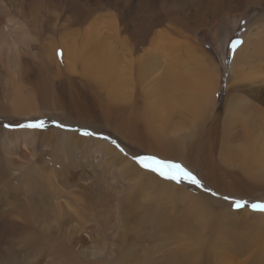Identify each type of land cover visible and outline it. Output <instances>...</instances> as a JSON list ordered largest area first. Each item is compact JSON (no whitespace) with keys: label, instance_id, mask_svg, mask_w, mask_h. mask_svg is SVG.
I'll return each instance as SVG.
<instances>
[{"label":"bare ground","instance_id":"6f19581e","mask_svg":"<svg viewBox=\"0 0 264 264\" xmlns=\"http://www.w3.org/2000/svg\"><path fill=\"white\" fill-rule=\"evenodd\" d=\"M221 1L192 0L186 4L183 0H167L164 8L157 0H123V3L119 0V11L115 13L117 21L114 20L113 27H108L107 31V26L103 28L98 20L82 25L84 28L81 29L63 31V28L60 35L48 40V36L36 31L44 26L41 14L45 8L41 4L28 3L35 13L32 18L33 15L27 16L22 8V0L21 6L15 5L14 10L0 0V47L5 44L9 55V60L3 61L0 51V114L31 118L51 112L52 116L63 117L68 101L62 100L59 91L51 90L47 74L52 81L55 77L65 76L68 85L74 84L75 76L79 75L85 87L103 91L113 102L126 99L128 110L126 107L120 110L126 113L119 114L118 111L105 117L108 127L118 135L154 155L172 158L197 169L208 184L232 196L242 197L252 188L264 189V109L258 105V99L263 95L255 88L251 91L257 92L255 100L249 101L241 90L234 94L227 90L226 98L233 99L225 109L226 118L220 123L221 110L216 113L214 121L208 123L207 105L215 107L220 73L214 84L212 64L203 55L198 56V47L195 49L191 42H186L189 54L182 59V43L157 29L171 21L176 27H183V31H195L196 26L206 23V15L211 17L216 13V6ZM227 4L223 7L225 13L234 8L243 11L242 14L264 11V0H227ZM89 15L87 13L86 17ZM34 20L40 21V27L33 24ZM175 33L187 38L180 31ZM262 36V42L253 45L259 54H264V31ZM248 47L247 36H244L243 45L236 50V62L247 63L243 49ZM58 48L63 49L61 56L57 53ZM193 53L197 57L192 56ZM36 70L42 73L44 81L31 84L27 79ZM81 91L79 88L72 93L71 104H68L72 113L74 108V111L84 110L87 117V114L91 115L89 107L91 104L95 106L96 101L92 97L89 104L84 102ZM49 94L54 96L49 97ZM179 116L189 122L178 121L176 117ZM233 125L239 130L229 137L232 147H218L213 141V132L215 135L220 126L228 129ZM203 130H206L205 136ZM0 132V152L5 153V164L0 165V264H107L112 250L106 241L112 214L109 207L111 197L99 194L94 187L84 188L82 196L77 191L61 190L59 182L68 188L79 186L75 172L63 169L56 173V169H52L54 173L47 174L43 167L19 164L15 159L16 135L35 134V131ZM53 133L63 139L62 146L72 151H90L95 144L98 148L93 151L101 153L89 154L94 156L91 169L111 168L100 175L111 180L120 177L123 194L130 186L127 180L134 182L138 179L135 183L140 186H155L191 204L202 212L205 219L229 222L238 214V211L231 210V215L224 216L222 209H217L222 201L174 188L154 173L141 170L129 159H124L106 143L88 137L85 141V137L72 132L56 130ZM221 136L227 137L224 132ZM76 137L78 140L70 142ZM190 157L197 158L195 166L189 164ZM53 188L54 196L49 191ZM62 196L75 199L79 206L68 203L64 209L59 201ZM80 197L85 199L83 203L79 202ZM71 207L80 209L78 220V216L70 211ZM258 217L256 224L264 225V214ZM234 221L241 223L240 220ZM201 222L208 223L206 220ZM16 231L21 235L12 237ZM83 231L91 234L90 243L84 238ZM7 236L9 246L3 249V239ZM32 247L38 251L30 250ZM88 251L98 254L96 261L85 258ZM185 263V260L177 261V264Z\"/></svg>","mask_w":264,"mask_h":264},{"label":"rangeland","instance_id":"374dc122","mask_svg":"<svg viewBox=\"0 0 264 264\" xmlns=\"http://www.w3.org/2000/svg\"><path fill=\"white\" fill-rule=\"evenodd\" d=\"M118 1L22 0V8L26 11L27 16L33 15L32 18L35 13L32 7L28 5L29 2H35L37 5L41 4L45 8L41 14L44 18V26L40 27L39 20H34L33 24L40 27L36 31H41V34H45V36H48V40H51L56 35H60V31L63 28V31L65 29H81L86 24H93L98 20L101 21L100 25L103 28L107 26L105 29L107 31L108 27H113L114 20L117 21L115 13L117 14V10L119 11L120 3ZM120 1L122 2L123 0ZM157 1L165 8L167 0ZM183 1L187 4L192 0ZM4 2L12 10H14L15 5L21 6V0H4ZM226 5H228L227 0L218 2L215 10L217 14L213 13L211 17L206 15V23L196 26L195 31H183V27L180 25L176 27L171 21H167L165 25L157 27L161 33L176 38L182 43L184 47H182L183 49L181 48L182 59H185L189 54L186 51V42H191L195 49L198 47L197 51L200 54L198 56L203 55L206 61L212 64L211 72L213 73L212 80L214 84L218 73H220L215 107L212 104L207 105L208 123H212L216 113L221 110L220 123H223V118H226L225 109L233 99L230 97L226 98L227 90L230 94L241 90V93L249 101H252L253 99L255 100L257 92L252 93L251 91L257 88L258 92L264 97V54L263 52L259 54L258 48L253 49V45L261 43L263 39L264 11L242 14L243 11L234 8L231 12L226 11L227 13H225L223 7H226ZM148 11L149 7L147 8ZM87 13L90 14L89 18L86 17ZM191 21L189 22L191 23ZM173 28H176V30L174 31ZM176 31H180L187 38L179 37L175 33ZM244 36H247L249 47L243 49V55H246L248 60L247 63H243L240 60L236 62L238 60V58L235 59L236 50L243 45ZM237 41L240 43L233 48V43ZM2 45L0 51L3 61H8L9 55L6 52L8 50L5 49L7 46L5 44ZM4 51L6 54H4ZM57 53L61 56L63 49L58 48ZM192 56L197 57V54L193 53ZM30 57L33 56L31 55ZM50 77L47 74L46 78L50 82L49 87L51 90L53 92L54 90L56 92L59 91L58 93L61 94L62 100L64 102L68 101L66 102L68 108L65 110V116H52L51 112H47L46 115L41 113L39 116L31 118L5 117L0 114V130L12 133L24 130L35 131V134L18 133L16 137L14 136L16 141L15 159L16 161L18 160L19 164L29 163L28 166L43 167L47 170V174L49 172L51 174L54 172L60 173L63 169L75 172L79 186L68 188L65 183L59 182L58 186L61 190L77 191L79 196H82L84 188L94 187L99 194L111 197L109 207L112 214L106 241L112 250H110V260L107 264H177L178 260H185L187 264H264V225L256 224L257 220H259L258 215L264 214V212L258 209L253 210L251 207L254 203L264 204V189L252 188L249 193L239 197L232 196V194L225 192L221 188L208 184L197 169L172 158L154 155L137 143L118 135L111 127H108V121H106L105 117L118 111L119 114L126 113L120 111L127 106L126 99H121L122 101L117 103L113 102L106 97L103 91H97L95 87H85V82L79 75L75 76L74 84L70 85H68L69 80L65 76L55 77L53 81L49 79ZM27 80L31 84H39L40 81H44V77L42 73L36 70L30 74ZM79 88L84 95V102L89 104L92 101V97L94 102L96 101L95 106L91 104L89 107L91 115L87 114L88 118L84 110L82 112L74 111L75 108L73 107L72 113L71 105L69 107V104H71L69 98ZM53 96V94H49V97ZM4 97L7 98L8 96ZM263 97L260 100L258 99V105L264 109ZM140 105L141 109L144 110L142 101ZM126 110H128L127 107ZM176 119H179L178 121L184 124L189 122L188 119L180 116L176 117ZM40 121H43V127L41 128L26 126ZM233 126L228 129L220 126L215 135V131L213 132V141L216 142L218 147L229 148V137L239 130L236 125ZM56 130L64 133H76V136L85 137L83 138L85 141L88 140V137L97 142L106 143L119 152L124 159H129L141 170L154 173L161 181H166L167 184L174 188H183L192 194L209 195L222 201L221 207H217V209H222L224 216L228 217L231 215V210L238 211V214L236 216L233 215L232 221L229 222H224L220 219H205L202 217V212L191 204L184 203L180 198L155 186H140V184L135 183L138 179L134 180V182L127 180L130 186L127 189L125 188L126 191L123 194L120 177L116 178L119 180L117 181L111 180L110 177L103 179L100 175L101 172H108L111 168L91 169L90 164L93 163L94 156H89V154L101 153V151H93L98 148L95 144L90 151L87 149H82L81 152L69 150L65 145L62 146L63 139L53 136V132ZM203 131L205 136L206 130ZM221 132H224L227 137L222 138ZM84 133L90 134L85 135ZM1 135L2 133L0 132V137ZM78 138H72L70 142L78 140ZM3 154L5 153L2 152L0 154L1 166L5 164ZM216 155L218 153H215ZM144 157H154L158 160L180 164L197 178L199 184L188 181L176 183L166 179L158 173L141 166L139 161ZM196 160V157H190L188 162L195 166ZM74 162L79 164L74 165ZM145 163L150 162L145 161ZM119 168L121 167L119 166ZM52 169L56 170L52 172ZM42 182L44 183V181ZM16 186L17 183L15 182V188H17ZM44 186L46 185L44 184ZM53 190L54 188L49 189L52 196H54L55 192H52ZM80 198L81 201L79 200V202L83 203L85 199ZM68 199L70 200L65 202ZM59 201L63 203L64 209L68 203L74 207L79 206L78 201L67 196L60 197ZM236 201L245 202L244 207H234ZM74 207H71L70 211L75 216H78V220L80 209ZM234 219L240 220L241 223H235ZM203 220L208 223H202L201 221ZM82 234L86 241L90 243L91 234L86 231H83ZM20 235V232L16 231L12 237ZM7 240L8 236L3 239V249L9 246ZM30 250H37V248L32 247ZM87 253L85 254L87 260H97L95 258L98 254L93 255L89 251ZM112 257L114 259H111Z\"/></svg>","mask_w":264,"mask_h":264},{"label":"snow or ice","instance_id":"6c2138e0","mask_svg":"<svg viewBox=\"0 0 264 264\" xmlns=\"http://www.w3.org/2000/svg\"><path fill=\"white\" fill-rule=\"evenodd\" d=\"M240 43L239 41L233 43L232 47L235 48L236 44ZM30 128H41L43 127V121L37 123H30L26 125ZM85 135H89L90 133H84ZM145 161H149L150 163H145ZM141 166L150 169L153 172L158 173L160 176L175 181L176 183H181L182 181H188L194 184H199V181L191 172L187 169L183 168L180 164L171 163L168 161L158 160L154 157H144L139 161ZM245 202L236 201L234 207L241 208L244 207ZM253 210H260L264 212V204H252Z\"/></svg>","mask_w":264,"mask_h":264}]
</instances>
